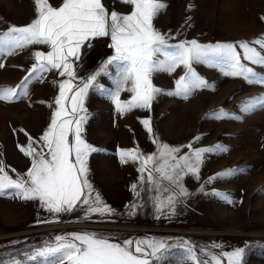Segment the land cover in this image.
<instances>
[{"label":"rangeland","instance_id":"374dc122","mask_svg":"<svg viewBox=\"0 0 264 264\" xmlns=\"http://www.w3.org/2000/svg\"><path fill=\"white\" fill-rule=\"evenodd\" d=\"M166 7L153 20L154 28L175 45L193 41L202 45L252 42L264 38V0H160ZM59 7L62 0H49ZM109 11L129 14L131 6L120 0H102ZM36 18L34 0H0V34L10 26H26ZM257 47L258 45H252ZM45 45H30L13 54L0 56V90L16 89L29 74L34 52L47 53ZM239 51V49H238ZM114 54L110 37L87 42L75 61L74 84L97 73ZM256 76L264 78V66L251 65ZM193 70L208 87L193 91L188 98L159 94L150 109L133 108L121 115L109 92L116 85L114 68L97 76L96 84L84 98L87 119L82 137L98 149L88 156L87 179L111 215L94 214L86 218V208L53 215L38 200L0 197V260L25 261L26 252L51 243L57 236L96 233L114 242L125 239H155L171 245L158 264H194L187 259L192 247L199 260L201 249L218 256L244 248L243 264H264V84L243 78L226 77L207 64H193ZM185 74L183 66L173 72L157 71L152 84L161 93L175 92V82ZM66 79L56 70L42 73L28 84L27 95L13 102L0 100V163L15 178L31 167V158L20 151L29 138L39 148L56 109L59 82ZM103 91H102V90ZM121 91L119 99H131ZM254 101L245 111L246 102ZM230 114L219 118V113ZM149 119L151 135L141 121ZM199 137L197 140L196 138ZM179 148L177 156L192 149L221 145L226 151L205 153L196 175L185 173L179 183L187 193L179 195L174 184L160 180L159 190L147 181V172H138L139 161L122 163L119 152L138 149L143 156L158 155L157 144ZM46 151V149H45ZM230 170L234 174L212 179ZM198 176V178H197ZM136 185L135 192L132 185ZM220 193L232 203L214 195ZM175 196L174 209L157 212V196ZM136 205L135 212L131 206ZM189 244L186 246L184 242ZM219 245V247H213Z\"/></svg>","mask_w":264,"mask_h":264},{"label":"snow or ice","instance_id":"6c2138e0","mask_svg":"<svg viewBox=\"0 0 264 264\" xmlns=\"http://www.w3.org/2000/svg\"><path fill=\"white\" fill-rule=\"evenodd\" d=\"M131 6L129 14L109 11L102 0H62L59 7L50 5L49 0H34L36 18L26 26H10L0 34V56L13 54L30 45H45L47 53L34 52L35 64L29 74L16 89L0 90V100L13 102L26 96L28 84L39 79L42 73L56 70L66 77L59 82V93L55 98L56 109L51 121L40 140L39 148L33 146L29 138L26 148L20 151L31 158V167L24 176L12 178L0 163V197H13L22 200H38L40 206L53 215L68 213L77 207L86 208V218L91 215H111L113 210L103 204L98 194L93 196V188L87 179L88 156L97 152L82 137L83 125L87 119L83 107L84 98L96 84L97 76L109 74L114 68L115 91L109 92L117 111L123 115L133 108L150 109L152 101L159 94L179 95L188 98L199 88L208 87L193 70V64H207L218 68L226 77L243 78L248 82L264 84L251 65L264 66V38L237 44L217 43L202 45L193 41H183L175 45L167 43L166 37L154 28L153 20L166 7L160 0H120ZM110 37L114 54L102 65L101 69L79 84L74 70L75 61L80 58L81 48L92 39ZM252 45H258L257 47ZM239 49V51H238ZM183 66L185 74L175 82V92L161 93L152 84V75L157 71L173 72ZM3 64L0 63V68ZM102 90V89H101ZM103 91V90H102ZM121 91H129L131 99L121 102ZM258 102H264L259 98ZM254 101L246 102L245 111ZM230 114L219 113V118ZM151 135L150 120L141 121ZM197 140L199 137L196 138ZM157 144L158 155L143 156L138 149L119 152L121 162L139 161L137 169L147 172V181L159 190V181L166 180L179 188V195L187 193L179 181L185 173L196 175L205 153L226 151L221 145L208 149H192L189 153L177 156L179 148ZM46 149V151H45ZM238 170L217 174L212 179L225 178ZM198 178V176H197ZM135 192L136 185H132ZM214 195L232 203L229 197L220 193ZM175 196L161 199L158 195L154 207L163 212L167 207L174 209ZM136 205L131 206L134 213ZM187 246L189 242L185 241ZM171 245L155 239H125L114 242L96 233H72L57 236L51 243L26 252V260H10L7 264H158L167 254ZM219 247V245H213ZM245 249L222 253L228 264H243ZM187 259L194 264H221L218 256L207 249H201L199 260L192 247H186ZM0 264H5L0 260Z\"/></svg>","mask_w":264,"mask_h":264}]
</instances>
